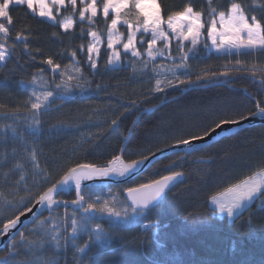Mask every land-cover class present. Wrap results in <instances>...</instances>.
I'll return each instance as SVG.
<instances>
[{"label": "trees", "instance_id": "obj_1", "mask_svg": "<svg viewBox=\"0 0 264 264\" xmlns=\"http://www.w3.org/2000/svg\"><path fill=\"white\" fill-rule=\"evenodd\" d=\"M97 1L99 13L95 23L103 45L95 70L88 63L87 46L91 38L89 26L79 18L80 8L55 10V23L38 17L26 6L10 8L13 19L10 26L3 18L0 19L10 28L8 44L18 33H23L29 47L26 52L24 42L15 40L16 47L11 51L10 59L0 65V104L4 105L0 110V192L5 193L0 196V221L12 216L18 206L13 195L9 194L12 192L9 184L23 176L18 191L19 195H25L22 189L27 187L33 192L38 191V186H32L34 183L39 185L43 179L35 174L30 162L20 156L13 159L12 150L19 145L20 135L40 146V166L50 171L51 179L57 177L64 167L77 162L104 166L114 155H121L125 162L138 159L141 154L151 157L149 150L156 154L160 149L170 148L167 145L173 144L177 138L207 128L221 116L254 111L253 97L264 100V91L260 89V80L264 77L259 74L253 77L247 70L196 85L150 92L154 84L147 77L150 60L146 56L138 65L129 54H122L121 66L111 68V50L107 48V23L111 18L104 20L103 0ZM230 2L232 0H212L213 7L218 10H224ZM236 2L244 5L249 19L253 15L264 19V0ZM157 3L165 20L170 12L181 10L186 4L204 13L205 41L201 46L188 54L189 45L183 44L184 51L181 52L178 50L180 41L171 38L169 44L172 57L180 59L184 52L190 55L186 61V74L193 79L203 72H232L236 68L264 64V52L261 51L209 55L207 28L211 17L208 15V0H157ZM68 19L73 20L74 28L65 33L59 22ZM163 28L169 32L166 24ZM121 30L126 32L127 27L122 26ZM147 44L148 41L139 45L138 50L142 54L147 52ZM73 51L76 52L75 58L71 55ZM49 57L61 66L56 72L43 63ZM76 67L81 69L79 74ZM61 73H64L65 80L72 76L71 83L78 80L80 87L68 93L57 91L56 100L40 116L39 125L33 124L24 112L15 118L8 115L11 110L22 108L36 87H45L46 90L47 86V90H51L60 83ZM33 77L35 84L29 83ZM61 96L64 99H60ZM118 117V125L113 126L111 121ZM13 128L16 129L15 134ZM130 134L122 153L120 149L125 146V137ZM262 167L264 124L224 137L190 156H166L136 180L113 187L125 201L124 194L128 188L181 173L183 181L168 192L158 207L147 212L132 211L134 215L128 222L96 215L87 224L88 234L79 236L74 246H68L64 240L59 249L53 248L50 242L41 247L40 242L47 240L34 233L41 221L49 218L62 220L63 228L66 231L67 227L69 231L71 224L68 219L71 215H82L83 211L70 207L67 210L56 209L23 231L30 241H36L32 249L18 243V251L12 256L8 244L0 249V264H23L34 259L33 252H43L49 257L54 254L57 264H264V191L251 206L233 218L220 215L210 204L213 196L221 195L227 188L257 175ZM104 190H85V207L88 195ZM9 200L12 205H9ZM58 200L71 203L76 200V193L63 194ZM153 223L156 225L149 231L142 230L145 224ZM97 224L104 236L101 243L88 239L89 236L94 237ZM85 245V252L80 253L78 249Z\"/></svg>", "mask_w": 264, "mask_h": 264}, {"label": "snow or ice", "instance_id": "obj_2", "mask_svg": "<svg viewBox=\"0 0 264 264\" xmlns=\"http://www.w3.org/2000/svg\"><path fill=\"white\" fill-rule=\"evenodd\" d=\"M84 0H81L83 3ZM39 4L38 15L41 18H47L48 20L56 21V17L53 15L51 8L47 6L46 0H0V18L6 21L7 25L10 26L13 23V19L10 15V8L12 6L26 5L28 9L34 10V4ZM53 4L63 5L65 0H52ZM70 4L75 9L77 0H70ZM208 15L211 17V23L207 28V37L211 40L212 46L220 51L223 48H227L229 51L231 49H236L239 52L241 49L247 50H259L264 52V19H258L255 15L251 16V19L246 15V9L242 3L232 0L228 3L224 10H218L213 7L212 0H208ZM110 11L113 13L110 24L107 27V48L113 49L114 46L121 41V34L117 30V26L123 23L128 28L127 40L123 43L122 48L125 53L130 52L132 57H140L141 52L136 48V34L137 32L143 30L144 33L151 32V39L147 44V56L151 59H155V56L159 50L153 51V47L157 40L167 41L169 36L168 32L162 27L166 24L167 29L171 31L172 34L181 42V46L178 49L183 52V42L190 41L192 46L198 43V39L201 35V29L204 28V24L201 23V17L204 14L202 11L195 10L191 4H186L181 10L172 11L168 14L167 19H163L161 16V8L157 4V0H103L102 3V13L105 18L109 16ZM97 0H91L85 7L79 11V18L81 20L85 19V14L87 13V19L89 23L92 19L97 16ZM130 17V18H129ZM218 18V19H217ZM219 24V28L217 27ZM6 26L4 22H0V65L6 64V62L11 57V51L15 49V40H20L24 42V50L29 51L28 44L26 43L27 37L23 33H18L11 44H8L10 37V28ZM59 26L67 33L73 27V20L68 19L59 22ZM88 35L92 38L93 43H89L87 46L88 53V63L91 69H97V62L94 58V53L98 51L96 43L99 42V37L96 31H89ZM192 49L189 48L188 51ZM72 57L75 58L76 52L71 53ZM35 59V57H32ZM188 59L187 52L180 57L181 63L174 64V68H183L186 66V61ZM120 60L119 51L112 52V58L109 63ZM43 63L50 66L51 70L55 72L61 66L55 63L54 60L49 57L44 60ZM239 64V61H237ZM247 70L249 74L255 77L259 74L264 77V64H252L245 68H236L232 72H203L197 74L193 79L191 75L185 74L183 78L179 75L173 76V79H168L165 86L162 85V81L156 80L155 87L150 89L152 93L164 92L167 87H178L188 85H196L203 83L205 81L214 80L219 76H230L234 75L240 71ZM42 71V70H41ZM81 69L76 67V73L79 74ZM64 73H61V82L54 85L51 90H46L41 93L33 90L29 98L24 102L23 107H17L11 110L8 115L12 117H17L21 112H24L31 119L33 124L39 125L41 123L40 116L48 111L45 106L46 103H50L51 98L56 96L57 91L68 93L74 89L80 87L77 80L76 83H70L73 80L72 76H69L66 80L63 78ZM31 84H35V77L31 81ZM260 89L264 91V79L260 80ZM60 99H64L63 96ZM254 111H249L248 113L239 112L235 115H224L218 120L213 121L211 125L207 128L193 131L187 137L177 138L173 144L167 145L168 147H180L188 146L191 147L192 143L204 141L206 137L211 136L217 129H221L224 126H239L244 121H247L250 116H264V100H256L253 97ZM135 105V101H132ZM4 105L0 104V110H3ZM58 110V109H57ZM121 116L123 113L120 114ZM119 117L113 119L111 124L113 126L118 125ZM31 127V125H28ZM13 133H16V129H12ZM127 137H125V140ZM20 143L16 148H13V159L17 156L24 158L26 161L30 162L31 167L36 170L37 176H42L43 179L39 182V185L33 184V188L39 187L38 191L33 192L31 188H24L25 195H19L18 185L24 180L21 176L19 180L15 183L9 184L8 187L12 189L9 193L13 195L14 200L18 206L15 207V211L12 216L0 221V238L3 236H9V251L10 254H15L18 251L17 244L21 246H27L32 249L36 244V241H30L23 231L19 232V241L16 235H12V230L17 228V225L21 223L22 217L26 214H32L36 207L46 206L51 209L53 205L62 203L54 199V194H58L64 187L69 184H74L76 196L78 199L73 200L72 204L83 209V213L86 216L90 215L92 212H107L110 215H115L120 217L119 212L113 213V209L107 207V202L103 204L87 203L84 207L81 204L84 201V196L81 194L82 186H86V182H91L98 178H106L111 175H118L124 177L131 174L136 169L140 168L145 161L149 160V155L141 154L138 159H130L125 162L121 155H114L112 159L107 160L104 166H97L96 163H75L74 165H68L64 167L59 175L55 178H51L50 171H46L45 168L40 166L39 157L41 155L40 146L33 140L28 141L22 135L19 136ZM167 143V142H165ZM121 152L124 151L123 146L120 149ZM152 157L155 156V152H151ZM163 151V149H160ZM20 167V165H16ZM259 175H264V167L261 168ZM7 175V174H6ZM181 175V173L176 172L173 175H166L162 179L153 180L151 183H141L136 188H128V197L131 200L132 211L136 212L137 209H145L147 206L156 201L162 194L165 193L166 188H168L171 182L176 181V179ZM227 193H231L233 196L232 203L225 208L224 203H222L218 197L213 196L212 199L215 201L221 212L227 211L229 216L233 214V210L239 208L241 203L245 200L253 199L260 188L253 177H249L247 180L241 181L239 184H235L230 188L226 189ZM264 194V193H262ZM5 193L0 192V196H4ZM9 205H12V201H8ZM67 207V204H65ZM37 219H39L37 217ZM44 223V221H41ZM148 227V226H146ZM97 231L94 237L89 236V241H97L102 237V230L99 224L96 225ZM71 232L75 234L77 232V222L76 220L71 221ZM64 239L67 243V237L62 236L58 228L53 226L51 229V243H53L56 248L61 247V240ZM49 241H41V247L47 245ZM75 244V240H72ZM87 245L79 248L80 253L85 252ZM34 259L26 260L23 264H57L55 260V255L52 254L51 257L45 256L43 252L37 254L32 253Z\"/></svg>", "mask_w": 264, "mask_h": 264}, {"label": "rangeland", "instance_id": "obj_3", "mask_svg": "<svg viewBox=\"0 0 264 264\" xmlns=\"http://www.w3.org/2000/svg\"><path fill=\"white\" fill-rule=\"evenodd\" d=\"M46 2H47V6L49 8H51L52 13L55 10L58 11V12H60L62 9L66 8V7H69V8H72L73 9V6L70 4V0H65V3L63 5L53 4L52 3V0H46ZM90 2H91V0H84V2L81 3V0H77V4H76L74 10H77L78 8L82 9L83 7H85ZM21 6H26V5H21ZM30 11L33 14H35V15H37L39 17V15H38L39 4L38 3H35L34 4V10H30ZM98 13H99V10L97 12V16L92 19V22L91 23H89V21L87 19V16H88L87 13L85 14V19L84 20H81L82 22H84L86 25L89 26V31H96L97 34H98L99 42L96 43V47H97L98 51L93 54L96 62L98 60L99 52H100L101 47L103 45L101 33H100V31L97 30L96 23H95V19L98 17ZM110 15H111V17H109ZM102 16H103V13H102ZM109 16L107 18H105L103 16L104 20H107V19L113 17V13L111 11L109 13ZM0 19H2V18H0ZM42 19H44V20H46V21H48L50 23H55L52 20H48L47 18H42ZM201 23H203L202 17H201ZM107 24L109 25L110 23L108 22ZM122 26H126V25H124L123 23H120L117 26V30L121 34V41H120V43L116 44L113 49H110L111 50V58H112V52L113 51H119V53H120V60L119 61H114V62L110 63L111 68H113V69H117L119 66H121V63H122V54H129L131 56L130 52L125 53L123 51V48H122L123 43L126 42V40H127V34H128V28H127L126 32H124V31L121 30ZM162 27H163V25H162ZM217 27L219 28V24H217ZM73 28H74V23H73V27L69 31L73 30ZM204 30H205V26H204V28L201 29V35H200V37L198 39V43L195 46H192L191 43H190V41H184L183 42V44L189 45V48L192 49L188 54H190L196 48H198L199 46H201L203 44V42L205 41ZM170 34H172V33L169 30V32H168L169 38H168L167 41H165V40H157L156 44L153 47V51L159 50V52L155 56V59L149 58L147 56V52L144 53V54L141 53V56L140 57H132L131 56L138 65L143 60V57L144 56H146L147 59L150 60V74L147 77L149 78L148 80H151V82H153V84H154L153 87H155L156 80H158V79L160 81H162V85L161 86H165V83L164 82H166L168 79H173L174 74L175 75H179V76H181V78H183V76L187 72V67L186 66L183 67V68H174L173 67L174 64L181 63V60L180 59H177V58H174V57H172L170 55L171 52L169 50V44H170L171 38H173L174 41H179L175 37L174 34H172V36H170ZM141 36H143L142 39H139V37H141ZM148 36H150V37L147 38ZM107 39H108V35H107ZM150 39H151V32L144 33L143 30L137 32V34H136V48H137V50L139 48V45H142V44H144L147 41L149 42ZM91 43H93L92 38H91ZM256 51H259V50L253 51V50L241 49L239 52H237L236 49H231L229 51L227 48H223L220 51H217L216 48L214 46H212V42L210 40L209 55L222 56V55H232V54H240V53H244V52H256ZM187 56L189 57L190 55H187ZM126 64L128 65V61L126 62ZM137 67H140V70H145L144 67H142V66H137ZM167 88H169V87H167ZM46 90H47V86H46ZM46 90H45V87H36L35 88V91H37V93H41V92L46 91ZM54 100H56V96L54 98H51L50 103H46L45 106L48 109L51 108V105L53 104ZM24 120L27 121V118H25ZM253 178L255 179V181L257 183V186L260 188V192H258L253 199L243 201L241 203V206L239 208H236V209L233 210V214L231 216H229V214L227 213V211L221 212L219 210V207H218L217 203L215 201H213V200L210 203L211 204V207L212 208H215L220 215H228L229 217H232V218L233 217H236L241 211H243L244 209H246L249 206H251L254 203V201L259 197L260 193H262L264 191V175L257 174L255 176H253ZM114 191L115 190H114L113 187H107V188H105L104 192H101V193H96V192L91 193L90 195L87 196L86 203H96V204L99 205V204H103L106 201L107 202V207L113 209V213L119 212L120 213V217H116L114 214L113 215H110L107 212H105V213L96 212L95 213L96 215H98L99 217H102V218H113V219L121 220L123 222H128L129 217H131V216L134 215L132 213V209L129 207V205L126 202V200L125 201H122L120 199L119 195L116 194ZM216 197H218V199L222 203H224L225 208H227L232 203V199H233L232 194L231 193H227V191L225 193L221 194V195L216 196ZM92 218L93 217H91L90 215H88V216H83V215H80V214L74 215V216L71 215V219H68L69 220V223L71 224V221L73 219L76 220V222H77V232L75 234H72L71 228H69L70 230L68 231V229L66 227V231H65V229L63 228V226H64L63 221L61 220L62 221L61 222L60 220H57L55 218H53V219L52 218H49L46 221H44V223H42L39 226V228L37 230H35L34 233L39 234L40 235V238L42 237V238L46 239L47 241H49L51 243V229H52L53 226H56L58 228L59 233L62 236L67 237V242H68L67 245L68 246H70V245L71 246H74V244L72 243V240L73 239L76 242V239L79 236L88 234L87 224H89V222L91 220H93ZM68 220L65 221V224L66 225L68 223ZM146 225L147 224H145L143 226L142 230L146 231L144 229V227ZM155 225L156 224H154V226ZM95 232H93L94 235H95ZM17 238H18V236H17ZM69 239H70V241H68ZM103 240H104V236L102 235L101 239L98 240V242L101 243ZM63 241H64V239L61 240V243ZM51 244H52L53 248H56V246L53 243H51ZM75 244H77V243H75ZM12 256H15V254H12Z\"/></svg>", "mask_w": 264, "mask_h": 264}, {"label": "water", "instance_id": "obj_4", "mask_svg": "<svg viewBox=\"0 0 264 264\" xmlns=\"http://www.w3.org/2000/svg\"><path fill=\"white\" fill-rule=\"evenodd\" d=\"M262 124H264V116H251V117H249V119L247 121H244L239 126H234V125L233 126H224L221 129H217L214 133L211 134V136L206 137L204 141L192 143L190 148L188 146H180V147H175V148L170 147V148L164 149L163 151L156 153L154 157H152V156L149 157V160L145 161V163L140 168L136 169L134 172H132L129 175H126L124 177H120L118 175H111L110 177L98 178V179L93 180L91 182H86V186H82L81 194L83 195L84 191L88 190V189L89 190H91V189H103V188H107V187H119V186L126 185V184L136 180L138 177H140L147 170H149L152 166H154L158 161H160L161 159H163L166 156H169L172 154H183L185 156H190V155H193V154L217 143L218 141H220L224 137L232 136V135L238 133L239 131H242L244 129L251 128L254 126L262 125ZM130 136H131V134L128 136V138L126 140L124 150H125V147H126L128 141L130 140ZM183 179H184V176L181 174L176 179V181L171 182L169 184L168 188H166V190H165V193L162 194L161 197H159L156 201H154L152 204L147 206V208H145L143 210L137 209L136 212H147L149 210H152V209L158 207L161 204V202L166 198L168 192L171 189H173L177 184L182 182ZM72 192H75L74 184H69L68 186L64 187L61 191H59L58 194H54V199L58 200L61 195L69 194ZM124 198H125L126 202L128 203L129 207L132 209V207L130 206L131 200L128 197L127 191L124 194ZM76 199H78L77 196H76ZM65 204H67V207H65ZM81 204H83V206L85 207V201H82ZM69 207L75 211H82L83 210L81 207L73 205L72 202L71 203H58V204L53 205L51 209L47 208L46 206L36 207L32 214H26L25 217H22L21 223H19L17 225L16 229L12 230L11 234L18 236L17 234L19 232L24 231L26 228L32 226L35 222L40 220L46 214H51L52 212H54L56 209H59V208H63L65 210H67ZM95 213H96L95 211L92 212L90 214V216L94 217L96 215ZM82 215L86 216V214H84L83 211H82ZM37 217L39 219H37ZM8 244H9V236H3L2 238H0V249H3Z\"/></svg>", "mask_w": 264, "mask_h": 264}, {"label": "built area", "instance_id": "obj_5", "mask_svg": "<svg viewBox=\"0 0 264 264\" xmlns=\"http://www.w3.org/2000/svg\"><path fill=\"white\" fill-rule=\"evenodd\" d=\"M146 226H148V227H146ZM146 226L144 227V229L145 230H149V229H152L154 227V224H149V225H146Z\"/></svg>", "mask_w": 264, "mask_h": 264}, {"label": "crops", "instance_id": "obj_6", "mask_svg": "<svg viewBox=\"0 0 264 264\" xmlns=\"http://www.w3.org/2000/svg\"><path fill=\"white\" fill-rule=\"evenodd\" d=\"M213 200V199H212ZM212 200L210 201V203L212 202Z\"/></svg>", "mask_w": 264, "mask_h": 264}]
</instances>
